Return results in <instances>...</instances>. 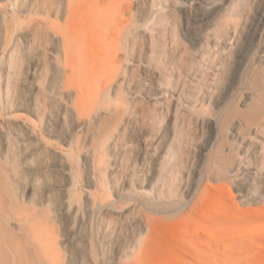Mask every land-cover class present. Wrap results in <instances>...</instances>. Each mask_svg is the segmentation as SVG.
Segmentation results:
<instances>
[{
  "label": "rangeland",
  "instance_id": "1",
  "mask_svg": "<svg viewBox=\"0 0 264 264\" xmlns=\"http://www.w3.org/2000/svg\"><path fill=\"white\" fill-rule=\"evenodd\" d=\"M127 3L125 31H134L115 66L125 114L105 147L100 192L112 206L88 223L62 216L55 185L64 178L48 156L12 130L6 132L9 195L51 231L57 264H264V121L258 129L250 123L248 134L233 132L238 120L257 119L245 83L263 56L256 51L264 46V0ZM84 5L82 23L101 10L89 0ZM214 5L231 19V29L219 41L212 34L200 40L199 20ZM233 36L226 65L223 48ZM93 40L104 48V36ZM13 56L15 96L21 114L30 117V107L49 88L43 64L55 54L50 44L18 43ZM55 106L32 119L39 134L77 156L74 146L46 130ZM49 127L59 131L54 123ZM3 151L0 134V159Z\"/></svg>",
  "mask_w": 264,
  "mask_h": 264
},
{
  "label": "bare ground",
  "instance_id": "2",
  "mask_svg": "<svg viewBox=\"0 0 264 264\" xmlns=\"http://www.w3.org/2000/svg\"><path fill=\"white\" fill-rule=\"evenodd\" d=\"M86 1L0 0V56L4 67L3 72L0 70V134L4 150L0 159V264H57L51 231L42 227L36 212L28 214L9 195L5 178L9 173L7 157L11 152L7 131L12 130L31 141L36 151L48 156L64 178L55 185L62 197V216L69 219L80 216L82 222L88 223L95 213L108 211L112 206L100 192L106 184L105 147L125 114L115 66L119 62L118 53L123 49L121 44L127 43L134 30L125 31L129 23L124 20L125 11L130 10L128 0H124V6L118 0H89L99 3L101 10L82 23ZM224 12L214 5L200 18L198 39L207 40L212 34L219 41L228 33L232 21ZM63 13L65 20L61 17ZM260 25L264 33V22ZM99 35L104 36V48L93 44V38ZM234 39L235 36L231 37L228 47L223 48L226 65ZM18 43L37 47L50 44L55 54L49 63L43 64L49 88L38 105L30 107V117L21 114L24 109L14 92L13 54ZM256 52L263 56L259 66L249 72L245 92L251 102L249 109L257 119L238 120L233 128L236 135L250 133V123L261 128L264 121V46ZM105 67L108 71L102 72ZM53 91L57 92L56 98ZM53 103L56 110L49 113L46 130L53 136L58 134L65 146H74L77 156L67 148L54 146L39 134L32 119L39 118L41 110L52 109ZM51 123L56 124L59 131H51ZM255 131L257 136L258 130ZM262 152L264 159V142Z\"/></svg>",
  "mask_w": 264,
  "mask_h": 264
}]
</instances>
